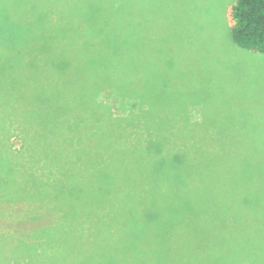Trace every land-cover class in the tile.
<instances>
[{
	"label": "trees",
	"instance_id": "trees-1",
	"mask_svg": "<svg viewBox=\"0 0 264 264\" xmlns=\"http://www.w3.org/2000/svg\"><path fill=\"white\" fill-rule=\"evenodd\" d=\"M6 10L0 8V154L23 156L28 138L19 124L33 112V101L55 99L66 112L55 120L60 129L42 130L45 141L89 143L92 161L79 171L47 157L45 182H58L60 190L50 192H59L62 207H72L57 222L36 224L28 243L0 237V264H32L31 254L45 242H54L48 250L56 246L57 254L58 247L72 251L70 242L88 239L101 250L123 252V237L153 238L162 224L264 222L263 129L167 127L155 118L156 98L142 90V73L148 82L152 72L139 58L136 35L53 32L41 18ZM230 18L233 43L264 53V0H238ZM71 173L81 175L76 187ZM53 196L0 203L22 205L28 215L45 205L50 217Z\"/></svg>",
	"mask_w": 264,
	"mask_h": 264
},
{
	"label": "rangeland",
	"instance_id": "rangeland-1",
	"mask_svg": "<svg viewBox=\"0 0 264 264\" xmlns=\"http://www.w3.org/2000/svg\"><path fill=\"white\" fill-rule=\"evenodd\" d=\"M237 1L0 0V8L6 6L5 12L11 15L41 18L44 29L53 32L136 35L139 58L152 72L148 82L142 73V90L156 98L155 118L167 127L264 130V53L249 52L233 43L230 10ZM33 102L29 108L32 118L18 126L28 138L23 156L15 159L0 154V199L25 198L31 203L46 200L50 193L55 197L48 199L57 198V202L50 217L45 215L44 204L31 208L38 215H28L22 205L0 203V237L13 244L28 243L36 224L57 222V216L61 220L68 212L64 208L72 207H62L59 192H50L60 184L45 182L47 157H55L57 165L71 162L79 171L92 161L89 143L83 148L51 138L45 141L42 130L56 126L55 120L66 112L58 106L60 100ZM10 145L18 149L19 141L11 138ZM81 175L71 173L75 187ZM75 187L70 184V192ZM52 243L45 242L39 252L32 253L31 263L264 264V222L162 224L153 238L123 237V252L101 250L96 239H88L70 242L72 251L58 247L57 254L56 246L54 252L48 250Z\"/></svg>",
	"mask_w": 264,
	"mask_h": 264
}]
</instances>
